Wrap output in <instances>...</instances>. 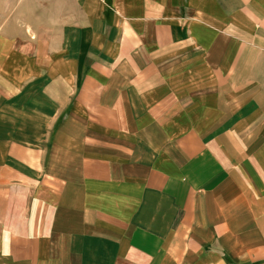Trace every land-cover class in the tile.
Listing matches in <instances>:
<instances>
[{
	"label": "crops",
	"instance_id": "0c3cea01",
	"mask_svg": "<svg viewBox=\"0 0 264 264\" xmlns=\"http://www.w3.org/2000/svg\"><path fill=\"white\" fill-rule=\"evenodd\" d=\"M0 264H264V0H0Z\"/></svg>",
	"mask_w": 264,
	"mask_h": 264
}]
</instances>
